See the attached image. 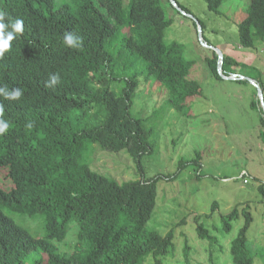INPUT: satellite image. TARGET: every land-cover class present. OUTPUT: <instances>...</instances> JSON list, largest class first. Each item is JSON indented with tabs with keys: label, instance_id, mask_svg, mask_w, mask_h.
<instances>
[{
	"label": "trees",
	"instance_id": "1",
	"mask_svg": "<svg viewBox=\"0 0 264 264\" xmlns=\"http://www.w3.org/2000/svg\"><path fill=\"white\" fill-rule=\"evenodd\" d=\"M204 1L216 13L224 2ZM0 12L5 23L24 21L23 34L0 57V87L23 91L19 100L0 96V118L10 124L0 135V264H26L33 251L44 255L33 264H143L148 256L162 264L159 256L172 250L174 230L161 234L147 225L157 201V182L175 178L188 164L195 165L200 177L201 153L180 159L172 176L146 177L141 157L157 146L149 141L152 129L145 128L144 118L132 115L131 107L140 78L166 90L164 110L185 115L201 87L190 77L193 62L183 55L182 44L163 39L171 19L161 1L80 0L71 6L54 0H0ZM66 32L82 41V47L65 46ZM238 34L245 48L264 38V0H249ZM231 63L237 62L223 55L225 75ZM207 64L219 77L215 53ZM56 74L58 82L46 87ZM255 81L263 92L262 81ZM250 107L259 116L258 136L264 144L258 97ZM93 143L105 151L125 152L140 177L118 181L93 170L84 157ZM258 190L264 195L263 184ZM217 206L213 201L211 212ZM7 211L41 216L45 234L34 237ZM239 213L244 222L229 243L231 263L253 264L247 237L250 208L239 211L234 206L220 214L221 228L229 231ZM200 218H193L196 233L212 245L216 238ZM70 220L78 226L73 248L60 251L57 243L65 239ZM189 249L185 242V261Z\"/></svg>",
	"mask_w": 264,
	"mask_h": 264
},
{
	"label": "rangeland",
	"instance_id": "2",
	"mask_svg": "<svg viewBox=\"0 0 264 264\" xmlns=\"http://www.w3.org/2000/svg\"><path fill=\"white\" fill-rule=\"evenodd\" d=\"M54 1L71 6L80 2ZM160 1L171 19L163 39L167 44H182L183 55L193 62L190 77L200 83L201 95L189 101V115L164 110L166 90L151 79L140 78L131 113L145 119V128L152 129L149 141L157 146L153 153L141 157L140 165L146 177L172 176L180 159H190L199 151L201 175L196 177L195 165L188 164L175 178L157 182V201L147 225L161 234L174 230L172 250L159 259L162 264H232L229 243L244 220L239 213L226 231L221 228L220 214L238 206L239 211L250 208L253 219L247 237L254 252L253 264H264V195L258 190L264 185V144L258 136L259 116L250 107L257 89L247 79L217 77L207 64L213 53L218 57L217 51L230 57L237 63H231L227 73L261 80L264 98V38L249 48L239 44L238 23L246 16L249 0H224L218 13L208 10L204 0ZM84 157L93 170L118 181L140 177L137 165L123 151H105L93 143ZM243 169L249 173L247 183L239 178ZM213 201L218 206L211 212ZM7 213L34 237L45 234L41 216ZM195 215H201L200 221L215 236L212 245L196 233ZM67 227L65 239L57 243L64 252L71 251L78 231L74 220ZM185 242L190 247L188 262L183 254ZM43 259L41 252L33 251L26 264ZM143 264H154L153 257L148 256Z\"/></svg>",
	"mask_w": 264,
	"mask_h": 264
},
{
	"label": "clouds",
	"instance_id": "3",
	"mask_svg": "<svg viewBox=\"0 0 264 264\" xmlns=\"http://www.w3.org/2000/svg\"><path fill=\"white\" fill-rule=\"evenodd\" d=\"M4 17L5 13L0 12V57H3L4 54L11 49V42L16 39L19 35H22L24 32V21L22 19L16 18L14 20H10L8 23H5ZM63 43L65 44V46L72 48L82 47V41L81 43H77L73 35L67 32L65 33ZM235 74L239 75L237 73ZM58 79V74L51 75L49 80L45 82V86L52 87L58 82ZM237 79H239V77ZM22 95L23 91L21 88H14L11 92H9L6 87H0V96H3L4 99L19 100ZM3 107V104L0 103V116H2L3 114ZM9 127V122L3 118H0V135H4L5 133H7ZM28 127H31V124H29Z\"/></svg>",
	"mask_w": 264,
	"mask_h": 264
},
{
	"label": "water",
	"instance_id": "4",
	"mask_svg": "<svg viewBox=\"0 0 264 264\" xmlns=\"http://www.w3.org/2000/svg\"><path fill=\"white\" fill-rule=\"evenodd\" d=\"M174 4L176 3L174 0H171ZM182 10V9H181ZM183 11V10H182ZM184 12V11H183ZM201 39V37H199ZM202 45L206 46V43L201 41ZM218 52V65H217V72L218 74H220L222 77L226 78V79H231L228 75H225L222 72V60H223V55ZM239 79H247L253 86H255V88L257 89V97L260 103V106L262 108L263 114H264V101H263V96H262V90L260 88V86L256 83V81L252 78H244L242 75H238Z\"/></svg>",
	"mask_w": 264,
	"mask_h": 264
},
{
	"label": "built area",
	"instance_id": "5",
	"mask_svg": "<svg viewBox=\"0 0 264 264\" xmlns=\"http://www.w3.org/2000/svg\"><path fill=\"white\" fill-rule=\"evenodd\" d=\"M228 76L231 78V79H237L238 78V75H236L235 73H230L228 74ZM239 177L241 179H243V182L244 183H247L248 182V178H249V173L246 171V170H241L240 173H239ZM248 177V178H247Z\"/></svg>",
	"mask_w": 264,
	"mask_h": 264
}]
</instances>
